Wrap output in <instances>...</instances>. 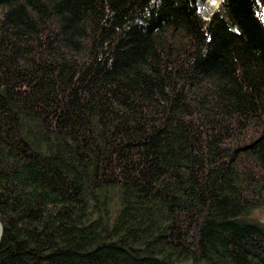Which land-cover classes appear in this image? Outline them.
<instances>
[{
	"label": "trees",
	"instance_id": "trees-1",
	"mask_svg": "<svg viewBox=\"0 0 264 264\" xmlns=\"http://www.w3.org/2000/svg\"><path fill=\"white\" fill-rule=\"evenodd\" d=\"M0 0V264H264V0Z\"/></svg>",
	"mask_w": 264,
	"mask_h": 264
},
{
	"label": "rangeland",
	"instance_id": "rangeland-1",
	"mask_svg": "<svg viewBox=\"0 0 264 264\" xmlns=\"http://www.w3.org/2000/svg\"><path fill=\"white\" fill-rule=\"evenodd\" d=\"M200 7V13L205 19H209L210 16L221 6L213 7L209 4V0H199L198 2ZM256 215H258L260 218L264 220V212L262 211H256Z\"/></svg>",
	"mask_w": 264,
	"mask_h": 264
},
{
	"label": "water",
	"instance_id": "water-1",
	"mask_svg": "<svg viewBox=\"0 0 264 264\" xmlns=\"http://www.w3.org/2000/svg\"><path fill=\"white\" fill-rule=\"evenodd\" d=\"M3 234H4V223L0 219V244H1V241H2Z\"/></svg>",
	"mask_w": 264,
	"mask_h": 264
},
{
	"label": "bare ground",
	"instance_id": "bare-ground-1",
	"mask_svg": "<svg viewBox=\"0 0 264 264\" xmlns=\"http://www.w3.org/2000/svg\"><path fill=\"white\" fill-rule=\"evenodd\" d=\"M222 2V0H209V4L213 7H217L218 5H220ZM211 17V16H210Z\"/></svg>",
	"mask_w": 264,
	"mask_h": 264
}]
</instances>
